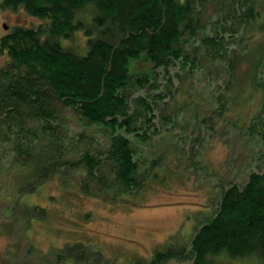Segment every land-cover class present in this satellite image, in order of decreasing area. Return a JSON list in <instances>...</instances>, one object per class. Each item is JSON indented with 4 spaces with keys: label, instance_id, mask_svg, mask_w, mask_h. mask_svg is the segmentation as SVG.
I'll list each match as a JSON object with an SVG mask.
<instances>
[{
    "label": "trees",
    "instance_id": "trees-1",
    "mask_svg": "<svg viewBox=\"0 0 264 264\" xmlns=\"http://www.w3.org/2000/svg\"><path fill=\"white\" fill-rule=\"evenodd\" d=\"M214 2L226 6V20L218 18L220 30L198 39L191 51L199 31L219 16L205 11ZM0 8L22 10L42 22L16 26L0 38V54L7 56L0 68V172L29 174L23 194L54 177L73 175L87 196L138 191L146 178L141 182L137 176L133 141H148L158 134L156 124L171 126L179 112L195 110L194 99L177 96L212 63L198 48L225 61L223 34L234 33L226 31L227 20L264 24V7L256 0H0ZM86 11L90 15L83 16ZM77 32L85 38L84 54L65 44ZM256 76L253 84L263 87ZM173 104V111L166 108ZM73 123L83 131L74 130ZM96 130L102 132L99 139ZM249 130L264 144V113L250 120ZM96 254L67 245L37 264L96 263L91 257ZM221 257L264 264V162L244 184L222 190L214 215L195 228L188 247L156 251L134 264H218Z\"/></svg>",
    "mask_w": 264,
    "mask_h": 264
},
{
    "label": "rangeland",
    "instance_id": "rangeland-1",
    "mask_svg": "<svg viewBox=\"0 0 264 264\" xmlns=\"http://www.w3.org/2000/svg\"><path fill=\"white\" fill-rule=\"evenodd\" d=\"M256 1L259 9L264 7V0ZM216 3L208 4L205 11L219 16L214 14L199 31L191 51L199 46L198 39L220 30L218 18L226 20V6ZM41 23L22 10L0 8V38L16 26ZM238 23L224 24L231 28L226 31L234 32L223 34L227 60H212L211 51L198 48L212 63L195 73L187 92L177 96L180 101L194 99L195 110L179 112L171 126L156 124L158 134L148 141H133L139 152L137 176L141 182L146 178L138 191L117 195L107 190L87 196L81 192L80 177L73 175L54 177L33 193L23 194L29 174L21 178L0 172V264H37L42 257L49 259L53 252L77 244L97 252L91 257L99 261L90 264H134L151 259L156 251L188 247L195 228L214 215L222 190L244 184L251 172L263 169L264 144L249 130V123L264 113V86L252 82L256 73V83L264 84V62H259L264 58V24L260 19L246 26ZM65 44L78 53L86 51L81 32ZM6 61L7 56L0 54V68ZM232 61L237 63L231 65ZM175 106L166 108L173 111ZM198 111L200 115L194 117ZM74 130L83 127L74 124ZM93 134L102 137L101 131ZM216 263L259 264L253 258L225 257Z\"/></svg>",
    "mask_w": 264,
    "mask_h": 264
},
{
    "label": "water",
    "instance_id": "water-1",
    "mask_svg": "<svg viewBox=\"0 0 264 264\" xmlns=\"http://www.w3.org/2000/svg\"><path fill=\"white\" fill-rule=\"evenodd\" d=\"M5 30H6V28H5Z\"/></svg>",
    "mask_w": 264,
    "mask_h": 264
}]
</instances>
